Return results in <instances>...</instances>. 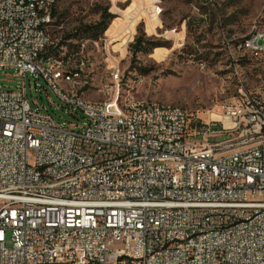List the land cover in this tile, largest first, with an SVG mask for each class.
<instances>
[{
    "label": "built area",
    "instance_id": "2783aa9c",
    "mask_svg": "<svg viewBox=\"0 0 264 264\" xmlns=\"http://www.w3.org/2000/svg\"><path fill=\"white\" fill-rule=\"evenodd\" d=\"M32 3L47 14H33ZM55 5L0 0V69L23 77L22 87L0 90V264H264V96L243 93L206 121L148 102L126 111L118 96L84 105L81 86L61 96L55 73L32 63L42 53L55 65L44 26ZM140 6L156 17L155 0ZM113 39L102 45L108 56ZM242 46L264 58V29L255 25ZM30 73L73 116L80 110L82 125L34 106ZM221 134L229 137L210 142Z\"/></svg>",
    "mask_w": 264,
    "mask_h": 264
},
{
    "label": "rangeland",
    "instance_id": "374dc122",
    "mask_svg": "<svg viewBox=\"0 0 264 264\" xmlns=\"http://www.w3.org/2000/svg\"><path fill=\"white\" fill-rule=\"evenodd\" d=\"M147 1L56 0L50 32L52 40L60 43L81 25L97 23L104 8L114 15L97 44L89 40L83 47L84 38H73L71 53L63 47L59 56H66L63 62L70 69L82 67L83 73L75 77V86H81L79 95L110 103L118 96V108L140 100L177 105L192 119L205 121L217 117L224 102L243 93L264 96V63L249 58L240 48L255 25L256 29L264 26V0H208L214 6H208L207 0H155L152 21L140 6ZM133 34L134 40L129 41ZM141 34L157 43L152 53L133 52L132 44ZM106 38H115L107 44L109 56L102 50ZM116 64L120 65L119 82ZM22 83L23 77L14 68L0 69V90H15ZM25 86L29 101L35 106L38 99L57 122H84L80 110L73 116L71 108L61 107L42 77L28 74ZM228 137L221 134L209 140Z\"/></svg>",
    "mask_w": 264,
    "mask_h": 264
},
{
    "label": "bare ground",
    "instance_id": "6f19581e",
    "mask_svg": "<svg viewBox=\"0 0 264 264\" xmlns=\"http://www.w3.org/2000/svg\"><path fill=\"white\" fill-rule=\"evenodd\" d=\"M202 1V0H201ZM208 1V0H207ZM32 13L33 14H47V7L41 6V3H32ZM209 14V13H208ZM54 23V16L51 19H44V26H52ZM264 29V26L257 28ZM245 39H251L250 35ZM240 48L245 51V54L248 55L249 58L255 59L257 61H261L264 63V58H258V52H250V49L246 46L240 45ZM55 56V65H48V60H43L42 53H34L32 56L33 66H39L40 74H49L50 72L55 73V85H56V93L61 96H69L72 95V89H76L75 86V77L70 76V68L66 66L63 62V59L59 56ZM79 101H82L84 105L96 104V101L87 100L81 95L78 94ZM130 101V100H129ZM141 102H148V105L153 108H165L166 111L169 112H180L181 106L177 105H169V104H160L155 101L149 100H140L135 102H130L129 105L121 106V108L125 107L126 111H137ZM97 103H105V105H115V102H99ZM116 107L118 108L117 104ZM216 116V115H215ZM98 264H109V262H98Z\"/></svg>",
    "mask_w": 264,
    "mask_h": 264
},
{
    "label": "trees",
    "instance_id": "16d2710c",
    "mask_svg": "<svg viewBox=\"0 0 264 264\" xmlns=\"http://www.w3.org/2000/svg\"><path fill=\"white\" fill-rule=\"evenodd\" d=\"M55 8V7H54ZM54 15V10H53ZM114 18V15L109 12L108 7L102 10L100 20L94 24H83L78 29H76V33L72 35L70 38L66 39L63 43L60 41H53V43L47 47L45 54L47 55H56L61 56L63 47L67 48L66 53L70 54L72 51V47L70 43L73 38H84L92 41H98L101 39L104 32L108 29L110 22ZM189 25V24H188ZM70 42V43H69ZM158 47L155 41L150 40L144 34H141L136 37L135 42L132 44V49L135 54L143 53V54H150L152 53L153 49ZM76 52H78L76 50ZM66 54V55H67ZM64 60H66V56H63ZM69 61V60H67Z\"/></svg>",
    "mask_w": 264,
    "mask_h": 264
},
{
    "label": "crops",
    "instance_id": "0c3cea01",
    "mask_svg": "<svg viewBox=\"0 0 264 264\" xmlns=\"http://www.w3.org/2000/svg\"><path fill=\"white\" fill-rule=\"evenodd\" d=\"M134 3H136L135 1L134 2H132V4H134ZM114 35V34H113Z\"/></svg>",
    "mask_w": 264,
    "mask_h": 264
}]
</instances>
